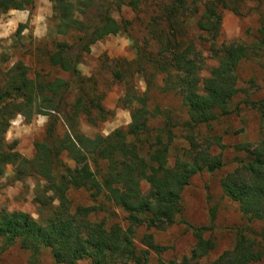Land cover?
Masks as SVG:
<instances>
[{
    "label": "trees",
    "instance_id": "obj_1",
    "mask_svg": "<svg viewBox=\"0 0 264 264\" xmlns=\"http://www.w3.org/2000/svg\"><path fill=\"white\" fill-rule=\"evenodd\" d=\"M49 1L57 32L78 33L74 44L58 43L49 56L53 67L73 74L76 96L73 104L63 109L69 83L62 79L39 80V76L30 78L28 68L21 61L1 72V65L8 60L0 55V177L10 166L14 169V181L36 177L44 182L33 198L39 219L19 211L0 212L1 248L18 245L29 253L27 264H40L43 250L49 251L54 264H77L83 260L90 264H147L151 253L160 254L163 249L148 234L140 239L144 248H137L135 229L144 226L146 230H163L174 225L181 213V192L190 178L202 170L212 173L222 167L221 156L210 153L211 143L199 140L193 130L228 114L230 102L238 92L237 66L252 54H264V27L258 30L259 40L251 45L217 44L220 9L238 13V5L244 0H204L198 19L199 0H169L162 11L163 20L171 24L174 21L172 27L176 31L181 26L180 17L196 19L197 27L209 37V53L217 65L201 81L198 71L203 58L192 44L179 50V44L170 38L152 36L154 28L150 31L151 38L156 40L154 49L134 44L133 63L147 86L154 77L162 76L161 90L179 93L186 109V121L180 123L171 112L158 107L149 110L148 97L128 87L120 99L121 106L130 110L127 128L90 138L80 131V118L96 126L111 117L112 112L104 108L101 97L85 91V80L77 71L80 56L89 53L90 46L106 36L130 37L129 22L114 20L108 8L103 10L102 7L97 10L95 22L78 20L76 12L78 16L85 15L94 5L93 0H77L75 5L71 0ZM140 1L143 0H128L126 4L135 10ZM27 3L29 0H0V12L22 11ZM20 31L21 27L17 32ZM147 70L152 72L147 73ZM116 76L119 78L120 73ZM263 104L260 103L259 110L264 113ZM39 114L48 117L45 138L34 143V156L26 159L16 151L14 143L5 142L4 135L17 116L29 122ZM58 116L64 124L61 136L57 134ZM152 119L161 120L157 129L149 127ZM178 127L185 131L188 147L181 158L176 155L170 166L168 156L176 138L174 130ZM216 144L221 146L218 141ZM142 146L147 147V158L140 153ZM235 149L244 153L246 159L238 161V166L221 178V189L250 221H263L264 139L254 146L242 144ZM141 182L148 185L145 194L141 191ZM71 190H83L90 193L94 201L102 197L106 202L73 209L68 197ZM110 207L126 214L125 228L118 223L107 226L104 221H97L100 214L114 217ZM208 230L207 227L194 229L195 246L180 264H202L201 260L215 246L203 237ZM259 237L260 243L264 242V234ZM260 243L248 227L237 228L234 246L208 264L258 263L263 258Z\"/></svg>",
    "mask_w": 264,
    "mask_h": 264
},
{
    "label": "rangeland",
    "instance_id": "obj_2",
    "mask_svg": "<svg viewBox=\"0 0 264 264\" xmlns=\"http://www.w3.org/2000/svg\"><path fill=\"white\" fill-rule=\"evenodd\" d=\"M75 5L77 0H71ZM91 10H86L82 16L78 12L77 19L86 23H93L97 19V10L108 8L110 16L116 20L129 22V35H109L90 46L89 53L80 56L77 71L85 80V91L95 93L102 98V105L112 112L106 121L93 126L87 120L80 118L79 129L86 136L93 138L97 135L107 136L116 129L125 130L130 123V110L120 104V99L125 95L128 87L138 94L143 93L148 97L147 107L168 110L180 123L187 119L186 109L182 104L178 92H164L162 76H156L147 86L145 80L136 73L134 65V44L141 47L154 49L156 40L151 38L158 35L170 38L173 43L179 44L183 50L191 43L195 51L203 58V64L198 71L201 81L207 78L210 70L217 65L209 53L210 42L206 33L196 25V19L180 17L178 30L172 24L163 20L162 11L169 0H143L135 10L127 6L128 0H93ZM199 12L202 13V3L199 0ZM190 3V1H188ZM81 8H83L81 6ZM84 10V9H83ZM100 10V9H99ZM98 10V11H99ZM238 13L228 9H220L221 22L219 35L215 39L221 43H243L251 45L259 40L258 30L264 27V0H244L238 5ZM179 17V16H178ZM171 25V28H170ZM21 27L20 33L17 32ZM78 33L69 32L59 34L56 21L53 17L52 3L49 0H29L24 5V10L10 9L0 12V55L7 57V62L1 65V72H5L15 62L21 61L27 68L30 78L39 76V80L62 79L69 83V89L63 109L67 110L74 102L76 91L72 84L73 74L64 72L58 67H53L49 62L58 43L74 44ZM163 38V39H164ZM151 44H148V43ZM182 43V45H181ZM147 45H149L147 47ZM5 55V56H4ZM120 73L119 78L116 73ZM147 73L152 72L150 70ZM237 94L232 98L228 107V114L218 117L207 125H199L193 130L201 141L211 143L210 153L220 155L222 167L212 173L202 170L192 176L189 183L180 195L181 213L174 225L163 230H146L144 226L135 229L134 244L143 249L140 239L144 234L152 236L154 243L163 250L160 254L151 253L147 264H180L184 258L189 257L195 246L196 238L194 229L207 227L204 239L214 242V249L207 257L201 260L208 264L222 252L230 250L235 243L237 228L248 227L254 234L255 240L260 243V235L264 234V220L250 221L243 214L237 203L232 202L224 194L220 180L227 173L238 166V161L246 159V155L235 149L242 144L256 145L264 139V113L259 110L260 103H264V54H252L249 59L240 62L236 69ZM148 76V75H147ZM0 78L2 75L0 74ZM201 87V85H200ZM264 105V104H263ZM57 117V116H56ZM57 134L63 135L64 124L58 116ZM48 117L44 114L35 115L29 122L17 116L10 123L4 135L7 144H13L16 151L26 159L34 156V143L45 138V129ZM161 120L152 119L149 127L157 129ZM176 138L168 156V165L174 163L176 155L182 157L183 150L188 147L184 139L185 131L181 127L174 130ZM220 142V145L216 143ZM146 146H142L141 155L147 158ZM68 164L72 165L70 162ZM101 169L104 165L101 164ZM104 170V169H103ZM14 169L6 167V172L0 177V212H24L34 219L40 218L37 205L33 198L36 189L44 185L38 178H25L22 181L13 180ZM148 185L141 182V191L145 194ZM68 197L74 209L77 206H91L99 201L105 203L101 197L94 201L91 194L83 190H71ZM110 204V203H109ZM111 205V204H110ZM114 217L100 214L97 221H104L107 226L118 223L122 228L127 226L126 214L119 208L110 207ZM257 235V236H256ZM0 264H27L29 253L23 251L18 245L1 248ZM263 258L255 264H264V242L260 243ZM40 264H54L48 250H43L40 255ZM77 264H90L83 260ZM121 264V263H119ZM126 264H132L127 262Z\"/></svg>",
    "mask_w": 264,
    "mask_h": 264
}]
</instances>
